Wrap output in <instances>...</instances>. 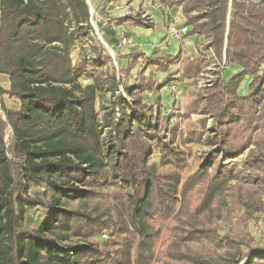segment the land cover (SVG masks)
Masks as SVG:
<instances>
[{
	"label": "trees",
	"instance_id": "trees-1",
	"mask_svg": "<svg viewBox=\"0 0 264 264\" xmlns=\"http://www.w3.org/2000/svg\"><path fill=\"white\" fill-rule=\"evenodd\" d=\"M161 2L181 6L185 34L202 38L213 55L143 58L149 74L124 87L129 113L114 120L104 101L119 83L86 0H0V74L9 80L0 93L15 100L3 107L14 173L0 118V264H264V246L245 235L264 212V0ZM116 24L153 27L141 13ZM83 43L89 58L73 63L70 52ZM140 56L135 50L120 74ZM215 60L242 69L198 89L200 72ZM173 64L176 73L158 84L153 71ZM83 76L91 83L82 86ZM244 76L252 81L242 95ZM184 81L182 130L162 114L160 95L147 105L141 93ZM175 138L210 147L201 166L193 168L198 157L187 162L191 149H177ZM153 152L158 163L149 161ZM35 186L43 196L30 194ZM36 207L44 217L25 224Z\"/></svg>",
	"mask_w": 264,
	"mask_h": 264
},
{
	"label": "rangeland",
	"instance_id": "rangeland-1",
	"mask_svg": "<svg viewBox=\"0 0 264 264\" xmlns=\"http://www.w3.org/2000/svg\"><path fill=\"white\" fill-rule=\"evenodd\" d=\"M255 1V0H252ZM88 7L90 11V24L92 25V28L94 30V35L96 36L97 40L103 45L107 53L111 57V62L108 64L110 70L113 67L115 69L116 78L118 80V88L115 91L114 96H112L110 93H107L106 99H105V106H108V109L114 110L113 116L114 120L120 117L122 114V110L124 112L129 113V107H127L126 103L121 98H126L127 101L131 100V97L128 96L125 91L124 87L136 84L138 82H141L143 80V77L147 76L149 74V68L142 67V61L145 57H155V56H166L167 54L171 52H175L176 49H172L170 52L169 47L167 46V41L169 40L166 36L161 42L153 44L150 51H147L144 53V56H140L138 61L139 64L132 68L128 75H121L119 70L122 66H126V64L131 60V54L133 53V47L134 41L132 40V43L129 45H122L120 43L121 35L126 34L125 36L128 38H132L131 35H128V29L126 25H117L116 24V18L124 15V14H136L141 13L142 16L146 17L150 22L154 20L151 13L145 12L141 9H132V5L130 0H87ZM232 7L229 8V16L231 15ZM162 14L165 15L166 12L162 11ZM169 16V14H168ZM184 19L179 18L176 21L168 22L167 30L168 35H171V37L175 38L176 40H179V46L182 49V52L184 54H188L189 56H194L197 54V50L204 46L205 43L203 40H194L188 37V35L184 34L183 32H180L179 37L173 36V28L174 29H180L184 26L183 24ZM170 23V24H169ZM228 29V27H227ZM171 39V38H170ZM186 39V40H184ZM188 41V43H186ZM186 44V45H184ZM168 47V48H167ZM143 48V47H142ZM143 50V49H142ZM88 46L87 43H83V45L78 46L75 45L70 54L74 62H77L78 60H82L83 58H89L88 55ZM210 57V56H208ZM211 58V57H210ZM180 65V64H178ZM225 65L223 63H219L217 60H215L214 64H210L205 69H203L196 82V87L198 89H205L210 86H212L213 82L216 80L217 76L222 77L225 81V77L223 76V70ZM176 65H171L169 67V71L164 73L159 72L157 69L153 71L152 76L157 79L158 84H160L163 79L172 73H176ZM178 70V69H177ZM219 70L220 72L216 74V71ZM216 72V73H215ZM171 73V74H172ZM178 75H175L177 77ZM7 79H0V88H5L6 86L5 82ZM242 80V79H241ZM82 86H85L88 83H91L92 79L89 77H81L79 79ZM241 82V81H240ZM240 82L238 86L240 85ZM187 81L184 82H168L165 86L161 87L158 91L155 93L153 91H143L141 93L142 95V102L147 105H154L155 97L157 95H160L162 106H161V112L164 115L170 116V123L172 124L176 120L180 122L181 129H184V118L182 114V100L183 96L186 94L187 89ZM237 86V88H238ZM238 92V91H237ZM248 92V91H247ZM246 92V93H247ZM245 93V94H246ZM240 94V93H239ZM244 95V94H242ZM13 107L15 106V100L11 99L7 94L0 93V118L2 120L3 124V132H4V140L7 147V155L9 159L12 162L13 167V173L15 172V167L13 163V135L10 127L5 122V116L3 112V107ZM96 109L99 111V102L96 103ZM155 109V107H154ZM103 111H99V117H101ZM193 120H196L198 118L197 115H192ZM132 121V118L129 119V122ZM207 126H211V118H208ZM106 131H103L102 136L106 135ZM169 136H171V133H169ZM173 146H176L177 149L185 150L187 147L191 149L190 155L187 156V162H190V160L193 157H198L199 161L194 165V169H196L198 166H201V164L206 160L208 151L210 149L209 146H207L205 143L200 144H194V143H188L183 144L178 141V138L174 139ZM149 161H155L159 162V156L153 152L149 156ZM181 175L183 173L179 171ZM44 188L40 186H35L30 189V194H35L38 196H43ZM261 199L264 200V195L261 194ZM45 211L41 207H36L33 209H29L26 214L25 224H37L43 217H44ZM223 231H221L222 233ZM247 237H253V246L257 248H261L264 246V212L256 214L251 220L248 222V231L245 234ZM106 235L100 236V238H105ZM66 243H81L84 242L77 238H68ZM247 250H244L242 254V261L246 258ZM241 261V262H242Z\"/></svg>",
	"mask_w": 264,
	"mask_h": 264
},
{
	"label": "crops",
	"instance_id": "crops-1",
	"mask_svg": "<svg viewBox=\"0 0 264 264\" xmlns=\"http://www.w3.org/2000/svg\"><path fill=\"white\" fill-rule=\"evenodd\" d=\"M129 3H131L132 9H136V10L141 9L145 12L151 13L154 18V20L151 21L153 24V27L151 28H145V27H139V26H134V27L127 26V29H128L127 34L131 35L132 37L131 39H133L135 43L134 46H132L133 52L135 50H141L142 52L150 51L153 44L161 42V40H163L166 36H170L168 37L169 40L167 41V46L169 47L170 52L172 49H176V51L174 53L171 52L167 54L166 56L174 55L177 52L183 53L181 47L179 46V40H176L175 38L171 37V35H168V30H167L168 22L176 21L179 18L181 19L183 18L185 22V18L181 11V6L173 5L171 7H168L164 5L161 2V0H130ZM162 11L166 12V14L163 15ZM190 29H191L190 26H188V31ZM188 37H190L191 39L197 40V41H199L200 39L203 40L202 38H197L196 35L194 34L188 35ZM186 43H188V41H186ZM166 56H159V57H166ZM186 56L194 57L196 55L189 56L187 54ZM173 65H176L175 71H177V69L180 67V65L178 64H173ZM241 69L242 68L238 65H233V64L226 65L223 70V76L227 80L230 77H232L234 74L241 71ZM0 79H7L6 81H4L6 84V86L4 87L8 88L9 87L8 76L5 74H0ZM251 81H252V76H244L240 82V85L237 88L238 93L245 94L249 89V84Z\"/></svg>",
	"mask_w": 264,
	"mask_h": 264
},
{
	"label": "built area",
	"instance_id": "built-area-1",
	"mask_svg": "<svg viewBox=\"0 0 264 264\" xmlns=\"http://www.w3.org/2000/svg\"><path fill=\"white\" fill-rule=\"evenodd\" d=\"M255 1H259V0H255ZM142 17H144V16H142ZM187 31H188V26H186V25H184V26L181 27L180 29H174V28H173V36H175V37H179V36H180V32H183V33L185 34ZM120 43H121L122 45H129V44L132 43V40H131V38H128V37H126L124 34H122V35H121ZM199 51H203L207 56H212V55H213L211 49H209V50H207V51H206V50H203V46H201V47L197 50V52H199Z\"/></svg>",
	"mask_w": 264,
	"mask_h": 264
},
{
	"label": "water",
	"instance_id": "water-1",
	"mask_svg": "<svg viewBox=\"0 0 264 264\" xmlns=\"http://www.w3.org/2000/svg\"><path fill=\"white\" fill-rule=\"evenodd\" d=\"M86 3L88 4L87 0H86Z\"/></svg>",
	"mask_w": 264,
	"mask_h": 264
}]
</instances>
